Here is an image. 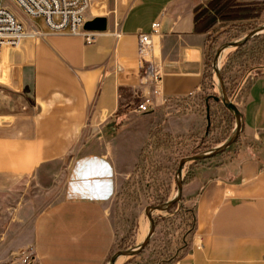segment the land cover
<instances>
[{"label": "crops", "instance_id": "1", "mask_svg": "<svg viewBox=\"0 0 264 264\" xmlns=\"http://www.w3.org/2000/svg\"><path fill=\"white\" fill-rule=\"evenodd\" d=\"M207 1L91 0L88 21L108 20L107 32L91 45L26 25L39 35L6 51L0 65V194L68 159L87 142V129L102 133L109 122L118 128L147 98L152 109L141 115L150 126L190 131L201 116L181 109L195 101L209 126L220 99L204 97L207 36L194 29L195 9ZM154 23L160 34L148 61L161 72L159 86L145 77L148 63L143 68L139 58V35L151 34ZM243 87L233 94L244 120L238 148L230 159L197 168L184 185L196 228L186 254L170 264H264V74ZM100 160L83 173L86 187L75 197L33 218L29 239L13 253L29 247L35 264H107L117 239L115 168L105 155ZM20 207L22 201L15 211Z\"/></svg>", "mask_w": 264, "mask_h": 264}, {"label": "rangeland", "instance_id": "2", "mask_svg": "<svg viewBox=\"0 0 264 264\" xmlns=\"http://www.w3.org/2000/svg\"><path fill=\"white\" fill-rule=\"evenodd\" d=\"M6 2L8 1H2V3ZM207 3L208 1L203 6ZM13 11L19 18L25 20V26L30 25L37 30L49 29L43 18L26 16L14 5ZM247 15L248 18H246ZM234 23L240 27L222 35L215 44L213 54L211 56L209 54V71L212 74L214 87L204 92L205 98L215 96L221 100L212 69V61L217 49L224 44L239 41L253 30L264 26V5L257 4L244 8L241 19ZM263 39L264 33L257 41L248 42L238 57H234L236 50L229 51L220 64L221 71L225 69L227 71L225 74L226 89L230 88L233 94L235 79L239 78L238 84L244 82L243 88H245L251 78L257 74H264V61L260 62L262 63L260 66L252 62L255 55L263 57L260 53L264 45L262 44ZM232 93L231 101L238 104L239 99L234 101ZM192 101L194 100L190 102ZM211 104L213 105V102ZM190 105L181 109L184 114L191 115L199 112L201 118L194 128L184 134H171L165 132L161 126L159 128L155 125L150 126L152 122L143 119L140 113L134 112V117L123 121L118 128L109 122L102 133L93 128L87 129L85 135L87 142L78 144L68 159L46 165L43 174L35 176L33 181L25 182L17 191L0 194V264H11L29 253V247L19 249L15 251L16 253L13 252L16 246H20V242H26L29 239L33 218L46 206L64 198L75 197L76 190L85 188L83 182L86 183L87 180L83 173L91 169L94 164L100 163L101 155H105L106 161L112 163L115 168L114 180L117 199V207L114 208L113 215L117 239L115 250L107 264L117 252L140 245L142 243L138 240L140 227L142 225L148 227L147 235L151 228L146 216L147 207L163 205L177 195L176 180L180 161L210 152L227 141L234 131L235 121L229 116L230 113H225L220 108L214 109L208 126V122L204 118L205 111L202 106L199 108L200 103L195 101ZM152 134L155 136L149 141ZM239 141L240 138L219 156L188 164L183 172L184 180L187 177H193L194 171L201 166L232 158L238 148ZM21 201L24 203V207L18 208L17 212L15 206L17 202ZM185 201L186 196L183 191L182 200L174 210L163 213L153 212L156 228L148 246L136 256L121 258L122 260L120 259L117 264H166L172 262L180 249L185 246L182 234L190 229V226L185 223V215L181 207L190 210L193 208ZM187 241L189 244V239ZM188 244H186V252Z\"/></svg>", "mask_w": 264, "mask_h": 264}, {"label": "built area", "instance_id": "3", "mask_svg": "<svg viewBox=\"0 0 264 264\" xmlns=\"http://www.w3.org/2000/svg\"><path fill=\"white\" fill-rule=\"evenodd\" d=\"M0 0V65L3 64L4 53L9 50L19 49L23 42L39 35L38 32H29L25 23L13 11V5L18 7L26 16L43 18L46 26L54 33H69L80 36L87 45L95 43L98 33L87 32L84 26L88 21L87 15L91 8V0ZM160 34V24L154 23L151 34L139 35V58L143 68L145 63V77L155 85L161 83V72L151 57L153 37ZM3 67H0V70ZM237 96L233 97L236 101ZM153 102L150 98L144 99L136 105L134 112L145 114L151 111ZM11 264H35L33 256L29 253L21 256Z\"/></svg>", "mask_w": 264, "mask_h": 264}, {"label": "water", "instance_id": "4", "mask_svg": "<svg viewBox=\"0 0 264 264\" xmlns=\"http://www.w3.org/2000/svg\"><path fill=\"white\" fill-rule=\"evenodd\" d=\"M84 30L87 32H94V33H106L108 30V20L105 17H97L93 20L87 21ZM264 33V26L259 27L258 29L253 30L251 33L246 35L244 38H242L239 41L235 42H230L227 44L222 45L219 47L215 53L214 60H213V65L212 69L216 77V83L217 87L219 90V93L221 95V101L225 108L232 114L234 117L235 121V128L234 131L231 135V137L222 143L220 146L217 148L211 150L208 153L205 154H198L193 157L185 158L180 161L178 170H177V195L174 199L166 202L163 205L157 206V207H147L146 209V216L150 222V231L146 237V239L137 247L129 249V250H124V251H119L116 254H114L111 259L109 264H117L121 258H130L133 256L138 255L141 251H143L153 238L155 234V228H156V223L155 219L153 218V212H158V213H163V212H169L171 209L177 205L178 203L181 202L182 200V193H183V188H184V178H183V172L185 167L188 164L191 163H198L201 161H205L211 158H214L216 156H219L223 153H225L232 145H234L240 138V136L243 133V127H244V120L243 116L237 107L236 104H234L229 95L227 94L226 86H225V81L223 80L222 77V71H221V57L226 51H231V50H238L240 48H243L248 42L254 40L256 37L262 35Z\"/></svg>", "mask_w": 264, "mask_h": 264}, {"label": "trees", "instance_id": "5", "mask_svg": "<svg viewBox=\"0 0 264 264\" xmlns=\"http://www.w3.org/2000/svg\"><path fill=\"white\" fill-rule=\"evenodd\" d=\"M253 5H257V4L256 3H243V2H241V0H209L205 6L200 5L195 9V16H194L195 33L206 34V36H207V38H206L207 73L205 75L207 82L204 86V91L209 90V88L213 89V87H214V84L212 82V74L209 71V69H210L209 54H210V56L213 54V52L215 50V46H216L215 44L218 42V40L221 38L222 35L228 34L229 32H231L234 28H236L238 26L240 27V25H238L234 22L241 19L244 8L249 7V6H253ZM248 17L249 16L247 15L246 18H248ZM261 37H262V35L256 37L253 41H257ZM262 42H263L262 44H264V39L262 40ZM241 50H242V48L236 50L234 57H236V56L238 57V54L239 55L241 54L240 53ZM260 53L263 55V57H259L258 55L257 56L255 55L254 58L252 59L253 60L252 62H254L255 65H257V66H260L262 64L260 62L264 61V45L262 46ZM231 59L229 60V63L231 62ZM212 63H213V61H212ZM226 72H227L226 69L224 71H222V77H223L224 81H225ZM238 79L239 78L235 79L236 83H235V86L233 87V89H236V87L238 86ZM226 90H227V94L229 95V97H231L232 92H231L230 88H228ZM213 97H215V96H211L210 98H213ZM216 105H218V108L223 110L225 113H230L225 108V106L220 102V100H218V103ZM213 112H214V108L210 110V116L211 117L213 115L212 114ZM229 116L234 119V117L232 116L231 113ZM154 136L155 135L152 134L150 136L149 141ZM149 141H148V143H149ZM191 180H192V177H190V178L187 177V179L184 180V185L187 184ZM176 206L177 205H175L171 209V211L174 210ZM181 209L183 210L182 212L185 215V219H184L185 223L190 226V229L185 234L184 233L182 234V241H183L185 246H183L180 249V252L178 253L176 258L172 262H168L166 264L173 263V262L179 260L180 258H182L186 254V247H187L186 244H188L187 240L189 239V241H190L191 236L195 232L196 217H195L194 210L193 209L190 210V209H187L185 207H181ZM188 246H189V244H188Z\"/></svg>", "mask_w": 264, "mask_h": 264}, {"label": "bare ground", "instance_id": "6", "mask_svg": "<svg viewBox=\"0 0 264 264\" xmlns=\"http://www.w3.org/2000/svg\"><path fill=\"white\" fill-rule=\"evenodd\" d=\"M229 51H226L223 56L221 57V62L220 64L224 61V59L226 58V56L228 55ZM147 230H148V227L147 226H141L140 229H139V237H138V240L139 242H143L144 238H146V235H147ZM122 260V259H121Z\"/></svg>", "mask_w": 264, "mask_h": 264}]
</instances>
